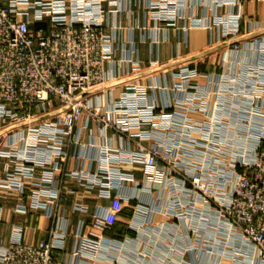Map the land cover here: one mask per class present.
Returning <instances> with one entry per match:
<instances>
[{
  "label": "built area",
  "instance_id": "2783aa9c",
  "mask_svg": "<svg viewBox=\"0 0 264 264\" xmlns=\"http://www.w3.org/2000/svg\"><path fill=\"white\" fill-rule=\"evenodd\" d=\"M105 3L115 6L119 0H0V133L4 132L0 154L6 158L0 195L4 191L21 194L29 189V203H18L16 210L27 212L34 207L53 218L62 192L61 176L66 175L77 179L85 189L100 185L116 191L122 200H137L132 219L135 228L139 225L137 219L144 216L145 221L151 208L147 212L146 205L142 208L139 203L140 196L128 193L133 187L129 183L142 189L147 186L149 192L157 186L167 194L168 206L161 208L166 216L191 219L198 208L202 219L216 216L244 245L234 252L237 264H264V136L256 138L249 151L225 160L187 152L184 162L196 158L202 163L196 168L185 162L188 171L181 170V154L172 147L186 146L187 136L195 139L189 134L201 129L202 123L192 120V114H208L214 108L210 84L199 81L205 74L197 67L183 64L173 72V89L182 95L163 110H158L151 90H168V86L128 82L115 94L107 87L115 77L106 71V64L113 60L114 38L104 28L109 12ZM224 4L231 6L233 2L216 3ZM148 6L150 19L160 24H171L182 17L192 25L204 24L201 19L192 20L187 0H151ZM239 20V14L214 17L222 40L240 34ZM258 43L261 59L264 36ZM229 47L233 53L243 50L236 40ZM131 62L133 70L142 69L139 61ZM230 72L224 85L240 86L245 103H257L258 98H263L264 103V91L256 90L249 74L243 71L233 79ZM262 73L257 86L260 89L264 88ZM249 90H255L254 95ZM220 95L221 101L236 98L232 93ZM220 104L233 111L234 105L227 100ZM239 111L238 115L247 113ZM262 114L256 111L254 115L260 117H256V127L264 130ZM84 116L99 132L118 135L129 146L105 141L96 147L99 154L95 170L88 164L67 170L70 142L76 139L77 124ZM135 170L143 172L144 185L135 177ZM77 206L87 211L86 205ZM111 224L105 217L93 218L89 233L80 235L70 257L60 261L55 250L65 246L64 228L52 229L48 239L36 243L23 239L22 228L17 227L9 242L0 239V264H113L112 254L119 241L106 234ZM197 247L192 244L187 249Z\"/></svg>",
  "mask_w": 264,
  "mask_h": 264
},
{
  "label": "crops",
  "instance_id": "0c3cea01",
  "mask_svg": "<svg viewBox=\"0 0 264 264\" xmlns=\"http://www.w3.org/2000/svg\"><path fill=\"white\" fill-rule=\"evenodd\" d=\"M150 1L119 0V5L104 4L109 10L105 15L104 28L114 38L113 60L106 64V71L113 73L115 78L108 82L107 87L119 94L128 82H156L168 86V90H151V98L158 110L165 109L166 105L169 106L182 95L173 89V72L177 67L188 64L200 71L216 70L222 45L243 39L253 28H257L256 31L264 30V0H227L233 2L231 6H217L216 3L221 0H187L188 14L192 20H203L204 24L200 26L192 25L183 17L171 24H160L149 17ZM229 14L240 15V34L224 41L220 28L213 20L217 15ZM131 60L139 61L142 69L133 70ZM206 79L201 76L199 81L205 83ZM75 137L77 140L70 142V156L65 165L67 170L80 168L84 164L95 170L99 154V148L96 147L105 141L117 146H129L118 135L114 136L109 131L99 132L86 116L78 122ZM3 141L4 132L0 133V146ZM5 161V156L0 154V176L4 174ZM134 174L144 185L143 172L135 170ZM61 179L64 180L62 192L53 218L34 207H30L27 212L16 210L18 203H29L31 190L27 189L21 194L4 191L0 195V239L9 242L15 237L16 228L21 227L23 239L37 243L48 239L52 229L64 228L67 233L65 246L55 250V257L60 261L70 257L71 251L78 245L79 236L89 233L92 219L98 216L113 222L106 234L119 241V246L112 254L113 264H138L141 258L144 259L143 264H161L153 261L155 258L177 261L172 264H179L181 260L182 264H237L232 259L233 248H244L232 236L228 225L216 216L209 220L202 219L199 208L194 211L192 219L179 220L166 216L161 208L168 206L167 194L160 192L157 186L149 192L147 186L142 189L129 183L133 187L128 193L140 196L147 212L151 208L142 234H137L132 226L137 200H122L116 196V191L100 185L85 189L77 179L66 175H62ZM78 204L86 205L87 211H82ZM202 229L205 230L206 242L211 244L206 250L201 248L204 240ZM139 244L144 245V252L138 251ZM192 244H198V247L188 250Z\"/></svg>",
  "mask_w": 264,
  "mask_h": 264
},
{
  "label": "rangeland",
  "instance_id": "374dc122",
  "mask_svg": "<svg viewBox=\"0 0 264 264\" xmlns=\"http://www.w3.org/2000/svg\"><path fill=\"white\" fill-rule=\"evenodd\" d=\"M264 31V30H263ZM263 31H255L254 33H251V35H246L243 37V39L238 40L239 43L242 46L241 53H233L228 45H222V47L219 48L220 52L217 57L216 66H218L217 69L219 70H211V71H202V73L205 74V76H213L217 78H213L214 80L206 79L205 84H210L209 91L213 93V107L212 110L206 114V113H194L191 115L192 120L199 121L202 123L201 129H196V132L189 134L193 135L195 139L191 140L189 139L190 136H187L186 139V146H175L172 147L175 151L179 152L181 154V170L188 169L186 168V163L194 164L197 168V166H200L202 163L201 160L199 161L196 158L190 159V162H187L186 160L184 162V158L187 159V152H198L201 153V155H209V156H216V159H223L225 160L226 157L231 156L237 157L238 153L242 154L244 151H249L252 149V146L255 142H257L256 138H260L261 136H264V130L261 128H257L256 124H259L260 117L254 115L256 111L263 112L262 115H264V103L262 102L263 98H258L256 101L257 103H245L244 101L246 97H243V92L240 93L241 88L240 86H236L235 84L229 86L228 89L227 85H224V80L229 79L231 76V72L234 76L233 79H236V77L241 76L242 72L244 71V74H249V77L252 78V83L255 85L256 90H262L259 87V82L261 81V77L263 76L262 72H264V56L262 55V58L259 59L258 53H261L260 51V43L259 40L264 36ZM249 43H246V42ZM248 44V45H246ZM248 49V50H246ZM260 51V52H259ZM263 54V52H262ZM259 60L254 62V60ZM244 60V62H242ZM254 63V64H253ZM256 63V64H255ZM243 66H242V65ZM247 66V67H245ZM227 75V76H226ZM226 76V77H225ZM212 81V83L210 82ZM212 84V86H211ZM226 84V82H225ZM264 85V84H263ZM225 86V87H224ZM228 91H231L228 93ZM233 91H238L239 94H235ZM223 92L227 94H231L232 96H235L236 98H228L226 99L228 103H231L233 106V111H230V106L226 109L221 105L220 103L226 102V100H220V97H223ZM255 90H249V93L251 95H254L253 93ZM249 93H246L249 95ZM257 94V93H256ZM264 94V93H263ZM229 96V95H228ZM219 97V98H218ZM242 97L244 98V101L242 100ZM252 101V100H250ZM204 105V104H203ZM239 106H241V109L245 110L247 113L246 115H238V111L241 109H238ZM257 107V108H255ZM218 108V111H215V109ZM232 109V108H231ZM225 110H228L226 112ZM239 111V113H240ZM197 114V115H195ZM243 117V118H241ZM258 117V118H256ZM205 124V125H204ZM244 124V125H243ZM215 125V126H214ZM190 129L188 130V132ZM176 152V153H177ZM186 154V156L184 155ZM239 154V155H240ZM238 155V156H239ZM203 158V156H202ZM142 208H144L145 203L140 201ZM139 212H137L138 214ZM140 214V213H139ZM137 215L140 217V215ZM190 216V215H189ZM203 217H207V215L202 214ZM171 218H174L173 216H169ZM168 217V218H169ZM141 219H137L139 222V225L135 227V231L137 234H142L143 232V225L145 223L144 219L145 217H140ZM192 219V218H191ZM143 222V224L140 225V223ZM135 224V223H134ZM113 226V222L111 224V227ZM205 230L202 229V236L204 238L202 242V250L208 249V242H206L207 239H205ZM205 236V237H204ZM138 251L142 250L145 251V247L143 244H139ZM214 246V244H212ZM212 246V247H213ZM142 248V249H141ZM235 251H238V249L233 248L232 257L234 260L237 258V256L234 254ZM141 252V251H140ZM153 261L158 263L165 264H171L177 263L176 260H172L170 258H164V259H153ZM236 261V260H235ZM150 262V261H149ZM144 259H138V264H143ZM183 261L181 260L179 264H182Z\"/></svg>",
  "mask_w": 264,
  "mask_h": 264
}]
</instances>
